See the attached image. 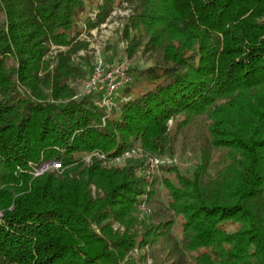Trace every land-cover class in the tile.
<instances>
[{
    "label": "trees",
    "instance_id": "16d2710c",
    "mask_svg": "<svg viewBox=\"0 0 264 264\" xmlns=\"http://www.w3.org/2000/svg\"><path fill=\"white\" fill-rule=\"evenodd\" d=\"M118 8L108 110L74 84ZM0 264H264V0H0Z\"/></svg>",
    "mask_w": 264,
    "mask_h": 264
},
{
    "label": "rangeland",
    "instance_id": "374dc122",
    "mask_svg": "<svg viewBox=\"0 0 264 264\" xmlns=\"http://www.w3.org/2000/svg\"><path fill=\"white\" fill-rule=\"evenodd\" d=\"M130 10L125 8H118L112 17L108 19V21L101 25L100 28H96L90 31V34H85L84 38L87 39L90 43L89 47V54L92 58V64L97 68H95L96 75L98 76L103 91H108V88L112 86L107 85V81L110 77L114 79V73H108V70L113 67L114 65L124 66V69L133 68L135 66H146L148 65L147 59L141 57L140 55L135 57H129L125 51L126 49V43L122 40V26L124 23L125 18L128 16ZM87 53L86 51H81L80 55L85 56ZM114 62L115 64L111 63ZM105 62H107L109 65L106 66ZM114 68H116L114 66ZM120 76H117L118 79ZM93 76L88 77L86 79L77 80L74 85L78 88L79 94H83L86 92V84L89 82L90 79H92ZM118 91L117 87L113 89V91ZM120 90V89H119ZM115 98V97H114ZM172 124V122H170ZM142 150L140 146H138ZM148 156L154 157L156 159V156H152L148 152ZM131 158V157H129ZM157 158H165V157H157ZM173 164L179 166L182 169L188 168L192 169L194 164V153L193 150L189 147L184 152L181 150V148L178 147V150L173 156L168 157ZM127 159V158H125ZM176 160V161H175ZM156 163V161L154 162ZM157 169V168H156ZM160 173V172H159ZM158 173V174H159ZM157 175V174H156ZM171 176V174L169 175ZM161 197H157L158 203H160V207L162 210L167 209V205L165 203V190L161 186ZM151 262V261H150Z\"/></svg>",
    "mask_w": 264,
    "mask_h": 264
},
{
    "label": "built area",
    "instance_id": "2783aa9c",
    "mask_svg": "<svg viewBox=\"0 0 264 264\" xmlns=\"http://www.w3.org/2000/svg\"><path fill=\"white\" fill-rule=\"evenodd\" d=\"M114 66L116 68H114ZM114 66L108 70V73H111V74L115 72L114 79L112 77H110L108 80H106L107 85L109 84L110 86H112L110 88V90H109V88H108V91L102 90L101 82H100L98 76H95L96 72L94 73L93 78L90 79L89 82H87V84H86V92H90L92 90L102 91V93H103L102 104L104 106H106L108 108V110L112 109V107L114 105V100H115L114 97L117 95V92L119 91V89L122 86H124V84L128 81V77L126 74V70L124 69V66L123 65L121 66V64H119L117 66L114 65ZM117 76H120V77L117 79L116 78ZM115 87H117L118 91L116 90L114 92L113 89ZM129 157L145 159L147 162L146 163V173L149 175L156 172L161 164H173L174 163V162H172V160H170L168 158L170 156H166L165 158H157L156 157V159H154V157L148 156L147 153L143 152V150H141L138 147H134V148L126 151L122 155L121 158L125 159V158H129ZM155 161H156V163H154ZM59 169H61V162H59L57 160L46 161L36 170L35 174L40 175V174H43L49 170H59Z\"/></svg>",
    "mask_w": 264,
    "mask_h": 264
}]
</instances>
